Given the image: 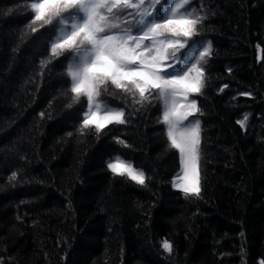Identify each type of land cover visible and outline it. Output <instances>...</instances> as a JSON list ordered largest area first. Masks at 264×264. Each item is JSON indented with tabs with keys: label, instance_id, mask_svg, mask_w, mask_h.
<instances>
[{
	"label": "trees",
	"instance_id": "trees-1",
	"mask_svg": "<svg viewBox=\"0 0 264 264\" xmlns=\"http://www.w3.org/2000/svg\"><path fill=\"white\" fill-rule=\"evenodd\" d=\"M26 2L0 0L3 264H258L264 258V0L191 5L203 3L200 14L207 15L196 46L212 45L206 86L193 96L201 110L195 116L199 198L172 187L181 158L158 122L159 103L133 105L110 88L103 99L124 108L128 123L109 126L99 138L94 129L79 135L87 102L66 107V58L41 75L55 32L42 29L43 36L21 40L32 15L15 9ZM117 155L150 177L147 187L112 175L106 163ZM14 171L18 182L9 183ZM164 239L174 244L171 255L161 248Z\"/></svg>",
	"mask_w": 264,
	"mask_h": 264
},
{
	"label": "snow or ice",
	"instance_id": "snow-or-ice-1",
	"mask_svg": "<svg viewBox=\"0 0 264 264\" xmlns=\"http://www.w3.org/2000/svg\"><path fill=\"white\" fill-rule=\"evenodd\" d=\"M193 0H27L17 9L30 12L32 19L21 40L42 29L55 35L48 40L49 55L40 61L41 75L54 61L64 57L62 75L68 77L71 99L67 108L86 100L78 128L81 137L89 130L99 138L109 126L128 123L124 108H114L103 96L114 89L130 96L133 105L159 103V123L165 126L169 147L181 158V175L172 181L185 197L201 196V112L194 95L206 86V69L212 55L211 42L197 47L195 37L207 19ZM14 9H9L11 14ZM19 49L14 48L13 52ZM70 54V55H69ZM249 96L250 93H241ZM67 98V97H66ZM51 106V102H50ZM43 120L45 112L39 114ZM247 126V117L238 121ZM72 136V133H68ZM125 147L124 140L114 137ZM113 176L126 177L141 187L150 179L142 169L120 156L106 163ZM19 172L11 173L9 183L18 182ZM243 235V233L241 234ZM161 248L171 255L174 244L168 239ZM0 264L3 259L0 258ZM258 264H264L261 258Z\"/></svg>",
	"mask_w": 264,
	"mask_h": 264
},
{
	"label": "rangeland",
	"instance_id": "rangeland-1",
	"mask_svg": "<svg viewBox=\"0 0 264 264\" xmlns=\"http://www.w3.org/2000/svg\"><path fill=\"white\" fill-rule=\"evenodd\" d=\"M182 174V172H180V174L179 175H181Z\"/></svg>",
	"mask_w": 264,
	"mask_h": 264
}]
</instances>
